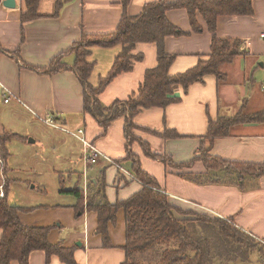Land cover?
Wrapping results in <instances>:
<instances>
[{"label":"crops","instance_id":"crops-1","mask_svg":"<svg viewBox=\"0 0 264 264\" xmlns=\"http://www.w3.org/2000/svg\"><path fill=\"white\" fill-rule=\"evenodd\" d=\"M4 1L0 3V96L3 103L0 136L6 133L19 135L17 123L45 126L44 121H51L56 125L51 126L50 133L46 131L50 135L48 139L40 138L41 145H46L47 141L52 149L50 165L55 169L47 174L51 179V191L48 183H44L46 179L38 184L34 178L21 180L16 174L18 167L11 160L12 148L17 145L14 140L7 145L9 157L5 165L8 172L5 178L16 181L10 186L8 201L21 208H31L19 212L21 223L27 227H49L50 244L75 247L74 258L78 264H121L125 244L123 209L118 210L116 222L108 224L106 247L102 236L96 233L97 214L76 209V200L60 191H70L75 186L84 191L101 189L106 202L115 204L142 189L138 180L122 175L103 160L87 166L82 159L81 143L65 132L83 129L88 141L135 177L131 171L132 163L124 160L125 119L113 121L104 133L91 116L83 113V89L70 70L74 63L72 54L64 56L66 67L56 74L48 75L32 68H47L55 56L69 50L83 36L113 33L123 8L119 0H72L53 16L55 0H40L37 12L41 18L22 24L23 0H15L13 9L4 7ZM154 1L130 0L126 14L137 16L144 4ZM252 8L251 16L217 19V38L240 39L247 51L245 56L220 67L225 76L223 81L218 83L214 76H206L202 84L191 85L186 93L182 87L175 86L173 96L179 99L178 102L165 109L142 110L134 118L137 127L134 135L149 145L151 153L165 156L173 163L165 166L161 161L147 157L138 141L132 143L130 152L141 170L165 192L170 205L194 214L232 219L240 230L264 239V176L245 178V190L236 186L204 184L194 178L206 174L203 163L199 160L191 163L194 157H199L208 118L216 120L239 113L249 116L264 111V39L260 38L264 33V0H253ZM166 18L185 33L180 37H167L164 41L165 52L175 56L169 68V75L175 76L207 59L211 35L200 16L197 21L202 31L193 33L185 10L168 11ZM120 49V46L91 48L88 61L94 63L89 77L92 88H97L107 76ZM132 54L141 59L133 63L131 71L116 76L98 95V100L105 106L136 97L145 71L157 65L154 44H137ZM6 98L8 103H4ZM169 131L179 137H160ZM229 134L214 140L209 155L232 163L264 164V121L234 125ZM18 142L22 145L39 143L37 139L29 143L27 140ZM203 146L208 147L207 144ZM187 163H191L187 168H174L176 164ZM3 168L0 159V170ZM35 175L34 171L32 177ZM27 182H31L30 185ZM30 264H46L44 254L32 253ZM49 264L63 263L52 257Z\"/></svg>","mask_w":264,"mask_h":264},{"label":"trees","instance_id":"trees-1","mask_svg":"<svg viewBox=\"0 0 264 264\" xmlns=\"http://www.w3.org/2000/svg\"><path fill=\"white\" fill-rule=\"evenodd\" d=\"M72 0H55L53 16L58 15L62 6ZM253 0H180L168 3L156 0L146 3L141 12L134 17L126 14L130 0H119L123 8L122 16L115 31L104 36H83L69 50L55 56L45 69H35L53 75L65 69V55L72 54L74 63L70 70L74 73L83 89V113L91 116L105 133L110 124L124 118V138L126 158L132 163L131 171L142 189L128 199L115 204L106 202L102 190L73 188L60 192L76 200L75 208L81 212L97 214L96 233L102 236L104 246L108 247V224L116 222L118 210L123 209L125 219V244L122 247L124 260L121 264H264V239H258L236 227L232 219L214 218L206 214H194L170 205L165 192L156 181L144 173L135 156L130 152L134 141L141 143L144 154L161 161L165 166V156L151 153L149 145L142 143L133 131L137 128L134 118L142 110L165 109L179 101L173 96L175 86L182 87L184 93L195 84L204 82L206 76H214L217 82L225 79L220 67L232 63L236 58L245 56L246 49L240 39H218L216 36L217 19L221 16H251ZM40 0H23L24 10L21 23L41 18L38 14ZM1 3V0H0ZM185 10L193 33H200L202 27L197 17H201L211 35L210 53L206 60L175 76L169 75V68L175 56L165 52L164 41L167 37H180L185 33L173 26L166 18V12ZM137 44H154L157 65L144 73L143 83L136 97L126 101H115L105 106L98 95L119 74L132 70L133 63L141 59L132 54ZM111 48L120 46L107 76L97 88L89 85V77L94 63L88 61L92 47ZM264 121V111L253 115L236 114L231 117L208 118L206 133L202 139L199 157L193 158L203 163L206 174L195 176L197 182L236 186L245 190V178L264 176V164L232 163L209 155L210 147L217 138L227 137L234 125ZM155 135H158L154 132ZM159 136V135H158ZM163 139H176L175 132H164ZM26 141L17 134L6 133L0 136V159L3 162L4 177L8 175L6 161L9 157L7 145L11 141ZM207 144L208 147L203 145ZM83 159V154H82ZM169 163V164H168ZM176 164L180 170L191 165ZM16 181L5 178L4 197L0 198V264H30V255L42 252L46 264L56 257L63 264H78L74 258L75 247L50 244L49 227H27L19 219V212L31 208H21L8 201L10 186Z\"/></svg>","mask_w":264,"mask_h":264},{"label":"rangeland","instance_id":"rangeland-1","mask_svg":"<svg viewBox=\"0 0 264 264\" xmlns=\"http://www.w3.org/2000/svg\"><path fill=\"white\" fill-rule=\"evenodd\" d=\"M2 106L3 103H2V98L0 96V109L2 108ZM39 126H40L39 124L36 126H32L29 124L26 125L23 123L16 124L15 127L19 133V136L26 138L28 143L33 139H37L39 143L36 144L29 143L27 145H22L20 142L15 141V144L17 145L12 148L14 151L12 153L14 154L11 160L19 168V169L16 168L15 170L17 171L16 174L21 178V180L34 178L35 182L39 184L41 180L44 181L46 179L44 183L46 182L48 183L49 185L48 189L49 191H51V181H50L51 179L47 177V174H49V172H51L53 168L50 165L51 158L49 157L50 153H52V149L47 141H45L46 145L45 144L41 145L42 141L40 138L43 137L48 139L50 135L46 134V131L50 133V131H52L53 128L47 124H45V126L44 124L40 127ZM34 171L36 172V175L32 177ZM27 172H30L31 174L28 175ZM27 183L30 185L31 182H27ZM34 184L35 183H32V185ZM249 264H253V263H249Z\"/></svg>","mask_w":264,"mask_h":264},{"label":"built area","instance_id":"built-area-1","mask_svg":"<svg viewBox=\"0 0 264 264\" xmlns=\"http://www.w3.org/2000/svg\"><path fill=\"white\" fill-rule=\"evenodd\" d=\"M260 38L264 39V33L260 35ZM262 89L264 90V84L262 85ZM8 101L9 99L6 98L4 100V103H8ZM44 123L52 127H56V125H54V122L44 121ZM65 132H67L69 135L76 138L81 143L83 147V160L87 166L88 165L93 166L97 164L100 160H103L107 162L109 166H113L122 175L129 177L132 180L133 179L136 180L133 175L123 170V168L117 162H115L110 157L106 156L104 153L99 151L93 143L88 141L85 138V133L83 129L77 130L76 132H69V131H65ZM4 188H5V177L1 169L0 170V198L4 197ZM261 242L264 243V241H261Z\"/></svg>","mask_w":264,"mask_h":264},{"label":"water","instance_id":"water-1","mask_svg":"<svg viewBox=\"0 0 264 264\" xmlns=\"http://www.w3.org/2000/svg\"><path fill=\"white\" fill-rule=\"evenodd\" d=\"M3 6L9 9H13L16 6L15 0H5Z\"/></svg>","mask_w":264,"mask_h":264}]
</instances>
